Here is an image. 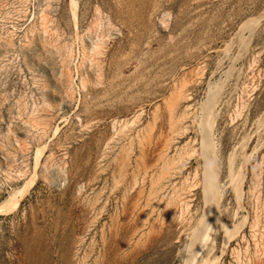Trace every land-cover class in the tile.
I'll return each instance as SVG.
<instances>
[{
    "label": "rangeland",
    "instance_id": "obj_1",
    "mask_svg": "<svg viewBox=\"0 0 264 264\" xmlns=\"http://www.w3.org/2000/svg\"><path fill=\"white\" fill-rule=\"evenodd\" d=\"M0 264H264V0H0Z\"/></svg>",
    "mask_w": 264,
    "mask_h": 264
}]
</instances>
